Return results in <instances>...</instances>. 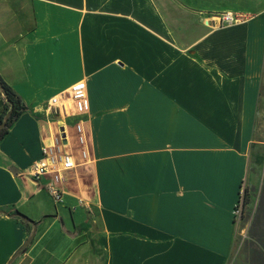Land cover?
<instances>
[{
  "label": "crops",
  "instance_id": "0c3cea01",
  "mask_svg": "<svg viewBox=\"0 0 264 264\" xmlns=\"http://www.w3.org/2000/svg\"><path fill=\"white\" fill-rule=\"evenodd\" d=\"M199 19L184 36L155 0H0V77L27 107L0 141V264H228L263 143L264 12ZM79 81L89 112L48 116ZM59 129L76 167L55 205L31 171Z\"/></svg>",
  "mask_w": 264,
  "mask_h": 264
},
{
  "label": "rangeland",
  "instance_id": "374dc122",
  "mask_svg": "<svg viewBox=\"0 0 264 264\" xmlns=\"http://www.w3.org/2000/svg\"><path fill=\"white\" fill-rule=\"evenodd\" d=\"M155 1L173 28L181 26L179 34L184 36L195 32L193 26L199 22V17L209 22L222 11H234L246 17L264 12V0ZM260 95L255 125L263 143L255 162L258 168L256 179L248 193L250 202L243 208L240 219L235 221V237L228 264H264V71ZM71 136L75 138L74 131ZM75 139L73 143L76 145Z\"/></svg>",
  "mask_w": 264,
  "mask_h": 264
},
{
  "label": "built area",
  "instance_id": "2783aa9c",
  "mask_svg": "<svg viewBox=\"0 0 264 264\" xmlns=\"http://www.w3.org/2000/svg\"><path fill=\"white\" fill-rule=\"evenodd\" d=\"M246 16L234 11H222L215 14L212 20L219 25H229L240 22ZM52 108L53 112L48 113L55 120H63L71 116L86 115L89 112V101L86 94V86L83 81L76 82L70 86L65 94V103H61L59 97H53L48 101V109ZM75 140L79 148V156L82 159H87L88 152L86 148V136L83 130L81 121L75 124ZM64 130H58V134L51 146H47L43 150L41 159L36 161L32 166L31 177L38 181L43 176H49L50 180L45 186V189L55 205L63 202L62 191L59 184L63 181L64 174L73 170L76 167L75 156L65 152L63 148L68 143L66 134L61 135ZM245 186L242 184L239 188L238 200L232 210L234 222L239 220L243 212Z\"/></svg>",
  "mask_w": 264,
  "mask_h": 264
},
{
  "label": "trees",
  "instance_id": "16d2710c",
  "mask_svg": "<svg viewBox=\"0 0 264 264\" xmlns=\"http://www.w3.org/2000/svg\"><path fill=\"white\" fill-rule=\"evenodd\" d=\"M0 88L3 91L7 105L3 108L0 114V141L7 133L9 127L13 124L16 118L23 112L27 111V107L21 102V99L18 95L13 91L11 87H9L0 77ZM250 202L248 192L245 188L244 190V200L243 206L245 207ZM1 213V212H0ZM10 217H17L22 223H27L30 220L25 218L18 210H15L12 214H6ZM31 222V221H30ZM21 248L20 251H22Z\"/></svg>",
  "mask_w": 264,
  "mask_h": 264
},
{
  "label": "water",
  "instance_id": "95a60500",
  "mask_svg": "<svg viewBox=\"0 0 264 264\" xmlns=\"http://www.w3.org/2000/svg\"><path fill=\"white\" fill-rule=\"evenodd\" d=\"M61 136H62V137H64V135H63V134H62ZM27 243H28V242H27ZM27 243H25V245H26Z\"/></svg>",
  "mask_w": 264,
  "mask_h": 264
}]
</instances>
